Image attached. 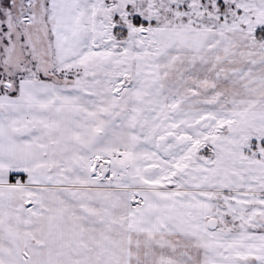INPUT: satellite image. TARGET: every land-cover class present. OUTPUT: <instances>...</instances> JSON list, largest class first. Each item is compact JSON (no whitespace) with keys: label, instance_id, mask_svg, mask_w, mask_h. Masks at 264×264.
Wrapping results in <instances>:
<instances>
[{"label":"snow or ice","instance_id":"1","mask_svg":"<svg viewBox=\"0 0 264 264\" xmlns=\"http://www.w3.org/2000/svg\"><path fill=\"white\" fill-rule=\"evenodd\" d=\"M0 264H264V0H0Z\"/></svg>","mask_w":264,"mask_h":264}]
</instances>
